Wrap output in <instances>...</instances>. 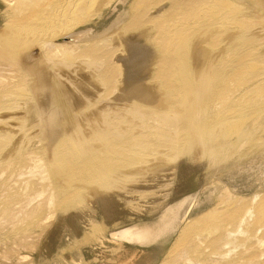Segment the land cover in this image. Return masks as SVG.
<instances>
[{
	"label": "bare ground",
	"instance_id": "bare-ground-1",
	"mask_svg": "<svg viewBox=\"0 0 264 264\" xmlns=\"http://www.w3.org/2000/svg\"><path fill=\"white\" fill-rule=\"evenodd\" d=\"M128 1L0 0V235L20 241L55 211L138 181L163 155L200 147L211 161L229 163L264 148V0H133L105 36L72 34ZM132 36L152 53L134 73L121 69L118 97L126 102L97 111L117 88L113 40ZM78 68L88 73L91 99L74 95L69 104V95L62 111L61 95L42 98L52 78ZM38 115L46 121L32 125ZM11 121H26L33 131L11 139L20 131ZM226 195L220 214L216 208L189 217L186 198L153 222L111 230L108 239L160 245L175 235L162 264H261L264 194Z\"/></svg>",
	"mask_w": 264,
	"mask_h": 264
},
{
	"label": "rangeland",
	"instance_id": "rangeland-1",
	"mask_svg": "<svg viewBox=\"0 0 264 264\" xmlns=\"http://www.w3.org/2000/svg\"><path fill=\"white\" fill-rule=\"evenodd\" d=\"M132 1L129 0L126 4H114L113 7L106 8L102 14L103 18L96 17L93 22L88 25H81L72 34L83 29H91L97 36L102 34V36H105V33L114 30L116 27L115 22L118 16L128 12ZM0 9H4L1 3ZM116 40L120 41L116 42ZM116 40H113L114 45H112L115 48L112 63L118 65L120 71L118 77H116L117 88L110 91L108 96L104 97V101L97 105V111L99 106L103 107L105 105L104 107L107 108V106H112L114 103V105H120L118 102H121V104L126 102L124 99L122 100L125 102L119 100L120 97H118L120 94L124 96L123 91H121L124 87V82H121L123 78L121 69H131L129 71L134 73L140 68L141 62L144 61L142 58H145V55H151L153 50L145 39H138L137 36H132V39H130L132 42L127 40L126 44L123 42L125 39L118 38ZM127 43L131 44L128 45ZM79 70L80 68L73 70V74L72 71L63 72L64 75L62 73L63 76L60 75L55 80L52 78L46 87L48 94L42 98L48 100V97L52 98L55 94L57 97L61 95V103L64 105L61 107L62 111L65 106L68 107L67 102L69 100H72L71 103L68 102L69 104L75 103V97L80 94L84 100L91 99L95 91L85 85L88 82V73L83 69V73ZM65 73L66 75L72 74V76H66ZM84 92L87 94H84ZM69 95H72V98L67 99ZM74 95L76 96L74 97ZM105 103H108L107 106ZM40 118L43 117L38 115V120L35 119V123L33 122L32 125L39 123ZM67 119L71 121L70 118H66L64 121H68ZM44 120L41 119L40 122L43 123ZM19 122L22 121H11L12 124L14 123V126L11 125L14 131H16L15 129L20 130L15 136H11V139L18 138L23 132L28 134L33 131H31L32 127L28 122L24 121V124L18 125ZM261 137L264 139V130L261 132ZM196 149L189 154L182 153L174 157L176 159H172L171 155L161 156L163 159L157 157L155 160L154 158L155 163L158 159L157 164H154L151 159V162L147 163L149 166L147 165L143 174L140 175V177L142 176L141 179L139 177L140 182L137 178L138 181L129 183L123 188H118L119 191L113 189L108 192H96L90 195L83 206H76L68 211H55V217L48 224L42 227H34L29 231L30 236L23 237L20 239L21 242L8 239L6 237L8 236L7 233L0 235V264H145L146 260L156 256L155 264H162L177 236L170 237L164 243L165 245L160 244L161 246L158 245L159 243L147 245L128 240L120 241L117 244L109 241V236L113 234L110 231L129 229L134 225L138 226L153 222L170 204L172 205L186 198L191 199V215L189 214V217L196 218L216 208L220 214L225 205L226 194L231 193L235 197L245 199L251 198L255 192L264 194V148L247 157L228 160V162L231 161L229 163L224 160L225 164L211 161L200 147ZM151 163L154 164L153 167ZM5 221L0 215V224L5 223ZM99 225L104 226L103 234L94 233L95 227ZM257 236L264 237V231L260 229ZM85 237H90V240ZM251 239L250 241L253 242L256 237L253 236ZM261 249L264 250L263 245ZM20 256H27V258L21 260ZM261 264H264V259H262Z\"/></svg>",
	"mask_w": 264,
	"mask_h": 264
}]
</instances>
